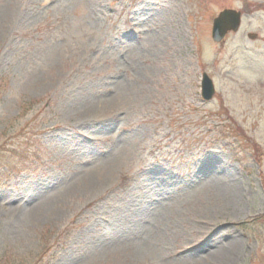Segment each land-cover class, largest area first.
Segmentation results:
<instances>
[{
	"label": "rangeland",
	"instance_id": "1",
	"mask_svg": "<svg viewBox=\"0 0 264 264\" xmlns=\"http://www.w3.org/2000/svg\"><path fill=\"white\" fill-rule=\"evenodd\" d=\"M195 263L264 264V0H0V264Z\"/></svg>",
	"mask_w": 264,
	"mask_h": 264
},
{
	"label": "water",
	"instance_id": "2",
	"mask_svg": "<svg viewBox=\"0 0 264 264\" xmlns=\"http://www.w3.org/2000/svg\"><path fill=\"white\" fill-rule=\"evenodd\" d=\"M247 12V2L244 4ZM241 11L226 8L222 10L213 20L212 37L215 41L221 42L229 31H237L241 23ZM250 37L255 38L254 33L249 34ZM215 86L213 80L205 72L202 78V96L204 99H212L215 94Z\"/></svg>",
	"mask_w": 264,
	"mask_h": 264
},
{
	"label": "trees",
	"instance_id": "3",
	"mask_svg": "<svg viewBox=\"0 0 264 264\" xmlns=\"http://www.w3.org/2000/svg\"><path fill=\"white\" fill-rule=\"evenodd\" d=\"M227 114H228L227 117H228L230 120H232L233 123L235 124L234 118H233L229 113H227ZM231 129L233 130L234 128H231ZM236 129H237V132H238V133H240V134H242V135H244L245 137L248 138V135H247V133L245 132V130H244L243 128L239 129V128L236 126ZM234 130H235V129H234ZM235 132H236V131H235ZM254 146H255L257 149L259 148L257 143H254Z\"/></svg>",
	"mask_w": 264,
	"mask_h": 264
},
{
	"label": "bare ground",
	"instance_id": "4",
	"mask_svg": "<svg viewBox=\"0 0 264 264\" xmlns=\"http://www.w3.org/2000/svg\"><path fill=\"white\" fill-rule=\"evenodd\" d=\"M233 190H234V189H233ZM231 194H232V195H234V196H237V194H236V193H234V191H231ZM234 196H233V197H234ZM211 254H214V252H213V253H211ZM200 263H201V262H200ZM195 264H198V263H195Z\"/></svg>",
	"mask_w": 264,
	"mask_h": 264
}]
</instances>
